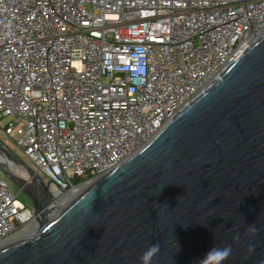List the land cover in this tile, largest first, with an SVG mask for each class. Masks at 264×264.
Here are the masks:
<instances>
[{"label": "built area", "instance_id": "2783aa9c", "mask_svg": "<svg viewBox=\"0 0 264 264\" xmlns=\"http://www.w3.org/2000/svg\"><path fill=\"white\" fill-rule=\"evenodd\" d=\"M262 35L264 0H0L2 143L34 165L56 210ZM32 220L0 174V247Z\"/></svg>", "mask_w": 264, "mask_h": 264}, {"label": "water", "instance_id": "95a60500", "mask_svg": "<svg viewBox=\"0 0 264 264\" xmlns=\"http://www.w3.org/2000/svg\"><path fill=\"white\" fill-rule=\"evenodd\" d=\"M33 234L0 264H264V35L140 150L62 207L0 142ZM153 246L157 249L153 251ZM212 249H230L226 259Z\"/></svg>", "mask_w": 264, "mask_h": 264}, {"label": "bare ground", "instance_id": "6f19581e", "mask_svg": "<svg viewBox=\"0 0 264 264\" xmlns=\"http://www.w3.org/2000/svg\"><path fill=\"white\" fill-rule=\"evenodd\" d=\"M1 160V159H0ZM6 166H7V168L10 170V172L11 173H13L14 175H17V176H19V177H22V178H24V179H26V176L24 175V174H22L21 172H20V169L16 166V165H14L13 163H11V162H7L6 163ZM71 200V198L69 199H67L66 197H64L63 199H60V207H62L63 205H65L67 202H69ZM59 207V206H58ZM59 207V208H60ZM33 232H35V230L33 231L32 230V227H30L29 229H28V231L27 232H25V233H23V234H21V235H18V236H16V237H13L10 241H7L6 243H13V242H17V241H19V240H25V239H28L32 234H33Z\"/></svg>", "mask_w": 264, "mask_h": 264}, {"label": "rangeland", "instance_id": "374dc122", "mask_svg": "<svg viewBox=\"0 0 264 264\" xmlns=\"http://www.w3.org/2000/svg\"><path fill=\"white\" fill-rule=\"evenodd\" d=\"M4 141V137L0 135V142ZM14 153L22 160L24 161V163H26L30 168H34V165L25 157H23L21 155V153L16 149L14 150ZM1 174V173H0ZM6 179V178H5ZM7 180V179H6ZM8 185L12 191L13 194H16V198L19 202H21L22 204H24L25 206L31 207L30 206V202L28 200V198L20 191H18L17 187L11 183L9 180H7Z\"/></svg>", "mask_w": 264, "mask_h": 264}, {"label": "clouds", "instance_id": "9594fccd", "mask_svg": "<svg viewBox=\"0 0 264 264\" xmlns=\"http://www.w3.org/2000/svg\"><path fill=\"white\" fill-rule=\"evenodd\" d=\"M155 249H157V246H153V251ZM229 253H230V249H224V250L212 249V250H210L209 254L219 257V259L222 261L223 259L227 258Z\"/></svg>", "mask_w": 264, "mask_h": 264}]
</instances>
